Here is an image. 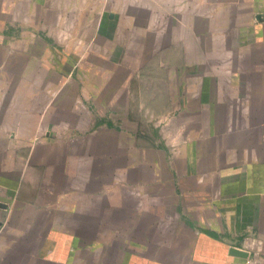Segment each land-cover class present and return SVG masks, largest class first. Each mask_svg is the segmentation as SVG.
Segmentation results:
<instances>
[{
	"label": "crops",
	"instance_id": "1",
	"mask_svg": "<svg viewBox=\"0 0 264 264\" xmlns=\"http://www.w3.org/2000/svg\"><path fill=\"white\" fill-rule=\"evenodd\" d=\"M0 41V264H264V0H0Z\"/></svg>",
	"mask_w": 264,
	"mask_h": 264
},
{
	"label": "water",
	"instance_id": "2",
	"mask_svg": "<svg viewBox=\"0 0 264 264\" xmlns=\"http://www.w3.org/2000/svg\"><path fill=\"white\" fill-rule=\"evenodd\" d=\"M231 252H233L234 254H241V255L244 254L242 250H239L238 248H234V247L231 248Z\"/></svg>",
	"mask_w": 264,
	"mask_h": 264
},
{
	"label": "rangeland",
	"instance_id": "3",
	"mask_svg": "<svg viewBox=\"0 0 264 264\" xmlns=\"http://www.w3.org/2000/svg\"><path fill=\"white\" fill-rule=\"evenodd\" d=\"M1 42V41H0ZM1 44V43H0Z\"/></svg>",
	"mask_w": 264,
	"mask_h": 264
}]
</instances>
